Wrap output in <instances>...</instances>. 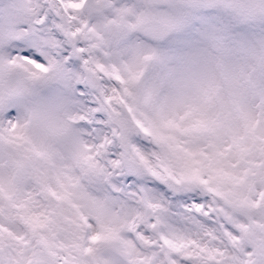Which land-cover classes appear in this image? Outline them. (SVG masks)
Returning <instances> with one entry per match:
<instances>
[{
	"label": "snow or ice",
	"instance_id": "obj_1",
	"mask_svg": "<svg viewBox=\"0 0 264 264\" xmlns=\"http://www.w3.org/2000/svg\"><path fill=\"white\" fill-rule=\"evenodd\" d=\"M0 264H264V0H0Z\"/></svg>",
	"mask_w": 264,
	"mask_h": 264
}]
</instances>
